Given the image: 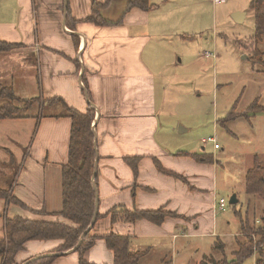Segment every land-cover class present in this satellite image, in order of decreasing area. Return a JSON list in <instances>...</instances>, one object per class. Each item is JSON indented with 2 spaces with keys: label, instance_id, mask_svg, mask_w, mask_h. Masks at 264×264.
Returning a JSON list of instances; mask_svg holds the SVG:
<instances>
[{
  "label": "crops",
  "instance_id": "obj_1",
  "mask_svg": "<svg viewBox=\"0 0 264 264\" xmlns=\"http://www.w3.org/2000/svg\"><path fill=\"white\" fill-rule=\"evenodd\" d=\"M95 1L105 3L15 0L13 16L9 7L0 10H4L0 12V40L21 45L0 53V77L9 78L15 92L22 89L24 80L36 81L39 106L49 107L36 130L32 132L30 127L27 134L26 122L32 119H0L1 147L19 155L26 144L21 173L10 188L14 200L8 203L0 197V238L6 236L7 220L65 221L59 214L72 120L60 115L65 105L83 113L92 107L100 217L91 229L96 240L84 253V260L87 264H115L114 252L105 240L113 232L130 237L132 252L146 253L139 264H165L170 252L168 262L176 264L182 239L216 234V207L222 197L214 155L204 152L200 160L189 146L172 148L176 150L170 153V146L160 138L157 79L150 59L153 39L166 35L163 29L168 26L153 15L160 5L150 0L155 9L127 12L129 0H111L102 10V18L110 24L100 25L89 20ZM184 132L187 130H181ZM134 159L137 161L132 163ZM121 207L163 210L169 216L160 225L146 219L113 224L110 212ZM62 245L60 240L30 241L15 262L47 257L53 258L49 264H81L77 251L58 253ZM217 247L225 245L219 241Z\"/></svg>",
  "mask_w": 264,
  "mask_h": 264
},
{
  "label": "rangeland",
  "instance_id": "obj_2",
  "mask_svg": "<svg viewBox=\"0 0 264 264\" xmlns=\"http://www.w3.org/2000/svg\"><path fill=\"white\" fill-rule=\"evenodd\" d=\"M254 1L169 0L163 4L162 0H152L160 5L153 15L168 24L163 29L166 35L154 38L150 46L162 122L160 138L170 146V153L176 150L172 148L189 146L199 159L204 152L213 154L219 198L227 201L226 211L217 213L215 236L182 239L178 254L175 252L176 264L233 260L239 242L246 241L239 235L242 219L253 226L264 216V202L245 190L246 174L256 160L264 166V114L249 113L256 99L264 106V66L252 59L246 47L255 34ZM2 7H9L13 16L15 0H0V10ZM236 13L243 14L239 21L234 18ZM259 49L264 52V42ZM30 83L23 81L20 91L24 94L14 93L27 99L39 97L38 83ZM10 86L9 78L0 77V93ZM6 104H10L9 99H1L0 109ZM45 107L42 112V105L35 103L19 117L33 120L26 122V134L30 127L32 132L36 130L42 114L47 116L49 107ZM210 137L217 139L220 149L216 150L214 143H204ZM25 146L19 155H11L0 145V189L9 190L17 183ZM234 195L239 203L233 206L230 199ZM219 241L225 248L217 247ZM171 256L170 252L168 261ZM168 261L165 264H170ZM255 262L256 254L243 264Z\"/></svg>",
  "mask_w": 264,
  "mask_h": 264
},
{
  "label": "trees",
  "instance_id": "obj_3",
  "mask_svg": "<svg viewBox=\"0 0 264 264\" xmlns=\"http://www.w3.org/2000/svg\"><path fill=\"white\" fill-rule=\"evenodd\" d=\"M110 4L111 0H105L103 4H98L95 1L93 13L89 20L100 25L110 24L102 18V10ZM134 8L149 11L155 9L156 5L151 4L150 0H129L127 12ZM251 8L254 11L255 34L249 39L246 47L251 51L252 59L264 66V52L259 49V45L264 42V0H255L251 4ZM20 47L19 44L0 40V53L11 52ZM14 92L12 88L1 90L0 100L9 99L10 104H6V107L0 109V119L23 117L35 103L38 105L41 103L40 98H21ZM15 104L21 106L18 107ZM64 107L65 111L60 116L72 120L69 158L67 164L63 166V205L59 214L65 221H27L21 218L7 220L6 236L0 238L1 264H16L17 254L24 249L28 242L33 240H60L63 245L58 248L57 252L71 251L77 247L82 235L93 222L96 205L94 174L97 161L93 132L95 110L90 107L87 112L83 113L67 105ZM249 111L250 113H264V106L259 104V99H256L250 105ZM133 161L136 162L137 159L132 160V163H134ZM245 190L248 195L255 196L264 202V166L258 159L253 168L246 174ZM10 192V189H0V197H5L7 202L11 203L14 199L12 200L10 197ZM110 214L113 224L116 222L134 223L146 219L160 225L169 216V213L163 210H127L123 207L114 208ZM99 217L98 214L97 219ZM249 223L247 219L244 221L242 219L241 230L243 232L240 235L246 237V241L240 243L238 251L234 253V259L231 261L223 259L219 264H243L246 258L254 254H256L255 263L264 264V216L256 225L251 226ZM95 240L96 237L91 235L90 230L77 250L81 255V264H87L84 260V253L93 246ZM105 240L108 248L114 252L115 264H139L146 254L145 252H132L130 250V237L128 236H121L112 232ZM52 260L53 258L45 257L35 259L29 264H49ZM203 264L208 263L204 262Z\"/></svg>",
  "mask_w": 264,
  "mask_h": 264
},
{
  "label": "water",
  "instance_id": "obj_4",
  "mask_svg": "<svg viewBox=\"0 0 264 264\" xmlns=\"http://www.w3.org/2000/svg\"><path fill=\"white\" fill-rule=\"evenodd\" d=\"M242 13H236L234 15V18L236 21H239V18L242 16ZM97 175V161H96V169H95V174H94V179L96 178ZM95 187V186H94ZM96 190V187H95ZM238 203L237 197L234 195L231 199H230V205H236ZM98 213H99V199H98V194L96 192V205H95V215H94V219L93 222L91 224V226L89 227V229L82 235L79 244L77 245V247H75L73 249V251H77L78 248L80 247L82 241L84 240L86 234L92 229V227L95 225L96 221H97V217H98ZM30 262V261H29ZM29 262L25 263V264H29Z\"/></svg>",
  "mask_w": 264,
  "mask_h": 264
},
{
  "label": "built area",
  "instance_id": "obj_5",
  "mask_svg": "<svg viewBox=\"0 0 264 264\" xmlns=\"http://www.w3.org/2000/svg\"><path fill=\"white\" fill-rule=\"evenodd\" d=\"M211 53H206V56H211ZM204 143H214V147L215 149H219V144L217 143V139L214 137H210L207 140H204ZM227 209V201L224 198L219 199V201L217 202V207H216V211L217 212H224Z\"/></svg>",
  "mask_w": 264,
  "mask_h": 264
}]
</instances>
